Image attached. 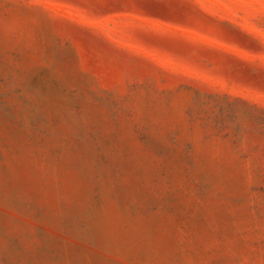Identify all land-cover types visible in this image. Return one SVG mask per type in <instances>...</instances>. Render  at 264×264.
Here are the masks:
<instances>
[{
  "label": "rangeland",
  "instance_id": "rangeland-1",
  "mask_svg": "<svg viewBox=\"0 0 264 264\" xmlns=\"http://www.w3.org/2000/svg\"><path fill=\"white\" fill-rule=\"evenodd\" d=\"M0 264H264V0H0Z\"/></svg>",
  "mask_w": 264,
  "mask_h": 264
}]
</instances>
